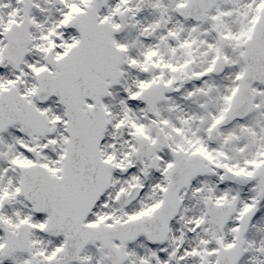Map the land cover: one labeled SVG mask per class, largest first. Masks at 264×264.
I'll use <instances>...</instances> for the list:
<instances>
[{
  "label": "snow or ice",
  "instance_id": "snow-or-ice-1",
  "mask_svg": "<svg viewBox=\"0 0 264 264\" xmlns=\"http://www.w3.org/2000/svg\"><path fill=\"white\" fill-rule=\"evenodd\" d=\"M0 264H264V0H0Z\"/></svg>",
  "mask_w": 264,
  "mask_h": 264
}]
</instances>
